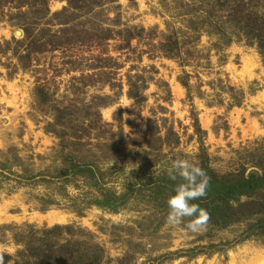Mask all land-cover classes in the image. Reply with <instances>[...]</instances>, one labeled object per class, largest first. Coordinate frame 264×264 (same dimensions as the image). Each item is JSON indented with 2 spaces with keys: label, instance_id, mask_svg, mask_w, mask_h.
I'll return each instance as SVG.
<instances>
[{
  "label": "rangeland",
  "instance_id": "1",
  "mask_svg": "<svg viewBox=\"0 0 264 264\" xmlns=\"http://www.w3.org/2000/svg\"><path fill=\"white\" fill-rule=\"evenodd\" d=\"M2 3L0 264H264V234L171 227L151 198L201 144L220 172L262 173L264 0ZM67 154L114 167L127 205H96L85 176L48 182Z\"/></svg>",
  "mask_w": 264,
  "mask_h": 264
},
{
  "label": "trees",
  "instance_id": "2",
  "mask_svg": "<svg viewBox=\"0 0 264 264\" xmlns=\"http://www.w3.org/2000/svg\"><path fill=\"white\" fill-rule=\"evenodd\" d=\"M0 1L7 4L13 0ZM69 1L76 5L79 0ZM263 35L261 31L258 34L261 38H263ZM262 43L264 45V40H262ZM198 131H201V128ZM120 156L124 157L122 154ZM249 156L254 161L253 166L261 170V174L257 169L246 174V168L220 172L212 165L204 144H201V150L196 154V163L208 177V187L205 196L193 202L207 211L208 221L206 227H209L210 230H221L233 225L240 226L242 231L239 239L243 241L264 234V192L260 193L264 189V155L258 156L250 152ZM139 157L137 163L140 164L142 173L149 170L155 163V161L149 162L150 158L147 150L142 151ZM63 158L62 166L56 168V173L50 175L51 178L48 182L60 180L64 183L63 187H65L73 179L85 176L97 187L98 191L94 201L96 205L114 212L127 205L129 197H132L130 193L132 184L126 183L125 190L118 192L114 187L106 186V183L104 184L102 181L104 174L113 172L114 167L101 168L102 166L99 167L94 162L86 161L84 157L81 159V157L77 158L72 154L64 155ZM5 162L7 161L5 160ZM0 165L3 168L2 170L0 166L2 170L0 175L3 176L4 168L8 167L4 162H0ZM162 175V180L158 183L156 192L151 198L156 208L168 212L166 201L169 195L173 194V186L178 182L170 180L166 171ZM243 196L247 199L243 200ZM98 260V258H95L91 264H96ZM68 261L64 257L62 260L53 261L51 259L48 264H69ZM46 262L42 261L37 264H46ZM29 264L31 263L29 262Z\"/></svg>",
  "mask_w": 264,
  "mask_h": 264
},
{
  "label": "clouds",
  "instance_id": "3",
  "mask_svg": "<svg viewBox=\"0 0 264 264\" xmlns=\"http://www.w3.org/2000/svg\"><path fill=\"white\" fill-rule=\"evenodd\" d=\"M170 180L180 182L173 186V194L167 198L168 212L165 223L171 227L181 225L191 233L206 230L208 213L193 201L205 196L208 187V177L198 164L187 155L177 157L165 169Z\"/></svg>",
  "mask_w": 264,
  "mask_h": 264
}]
</instances>
